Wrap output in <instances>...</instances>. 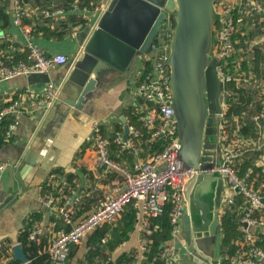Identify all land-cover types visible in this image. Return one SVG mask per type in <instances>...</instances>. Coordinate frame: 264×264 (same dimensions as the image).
<instances>
[{
	"label": "crops",
	"instance_id": "obj_1",
	"mask_svg": "<svg viewBox=\"0 0 264 264\" xmlns=\"http://www.w3.org/2000/svg\"><path fill=\"white\" fill-rule=\"evenodd\" d=\"M103 1L21 0L28 15L18 24L15 21L16 0H0V8L8 16L6 22H0V55L7 64L18 62L19 60L14 61L18 56H28L31 44L48 55L62 53L69 57L67 64L53 69L46 76L32 73L0 80V110L17 100L20 119L13 136L9 140L5 136V143L0 146V162H7L0 172V260H14L13 247L18 243L22 245L20 237L27 232L29 216L34 217L40 213L47 225L54 220L49 208L43 203L42 196L50 194L52 187L57 190L60 178H65L81 195V204L73 224L94 211L105 193L111 192L116 185H122V173L96 163V152L91 142L93 123L101 122L103 133L108 137L116 132L125 133L122 117L129 122V110L137 112L146 106L136 92L142 74L149 66L150 55L137 56L125 73L119 74L113 70L105 73L95 92L89 93L79 107L70 101L73 98L76 100L78 94L70 95L67 86V77L78 55L74 34L83 26L93 25L97 21L99 14L95 6ZM239 16L241 24L252 17L247 12H242ZM248 53L238 49L236 51L234 62L239 71L235 83L241 91L228 98L230 103L242 106L241 112L234 115L235 124L241 126L243 138L249 141L238 164H247L246 169L251 166L253 170L261 168L255 174L258 187L264 178V120L254 130H248V133H244L242 127L246 121L250 122L252 115L249 114L260 109L259 103L262 107L264 60L259 64L262 72L255 71V66L250 67L252 62L248 70L242 68L241 63L248 57ZM50 84L58 87L59 95L53 106L45 110L40 107V100ZM240 96H245L246 101L250 99V102L243 103ZM147 152L143 151L141 157L146 158ZM111 153L126 168H131L136 159L132 153L123 155L116 146L111 147ZM129 204L123 211L127 212L129 206L134 209L135 228L129 233V238L121 241L115 250H104L110 259L106 264H113L122 254L132 257L131 261L122 264H152L145 256L147 242H152L148 237L151 233V217L139 215L134 204ZM123 211L111 223L112 226L122 224ZM55 218L57 224L54 227L51 225L41 242L35 244L44 247V250L39 249L40 252L48 247L52 232L69 229L62 219ZM91 232L75 245L78 246V251L70 264H97L102 261V255L95 256L90 262L87 259V241ZM256 233L260 244L264 246V226L257 227ZM174 241L179 247L176 264H194L183 233ZM229 246L230 244L226 249ZM223 254L220 251V263L226 264ZM201 264L211 263L204 260Z\"/></svg>",
	"mask_w": 264,
	"mask_h": 264
},
{
	"label": "built area",
	"instance_id": "obj_2",
	"mask_svg": "<svg viewBox=\"0 0 264 264\" xmlns=\"http://www.w3.org/2000/svg\"><path fill=\"white\" fill-rule=\"evenodd\" d=\"M112 0H104L95 6L98 19L108 9ZM17 16L15 21L21 24L27 14L21 0H16ZM216 22L213 31V56L217 59L216 71L222 83L227 99L223 112L217 115L216 141L218 145V161L211 171L218 172L225 180L220 215L232 213L236 224L237 235L222 256L226 264H264V246L260 244L256 228L264 226V178L257 187L255 178L251 177L252 166L244 170L238 164L245 146L249 143L243 138L241 126L235 124L234 115H230L229 98L233 96L231 83L237 81L238 68L233 62L234 71L230 67V58L236 54L242 30L240 16L247 12L252 17H260L264 21V0H215ZM61 10V9H60ZM58 10V11H60ZM97 19V20H98ZM173 25L166 19L154 39L149 66L145 68L138 85L137 95L146 105L143 110H136L138 120L151 131L149 141L166 140L160 151H145L141 144V129L129 122V135L116 132L112 137L103 133L102 123H93L91 137L96 152V163L112 168L123 174L122 185H116L112 191L105 193L98 201L96 209L73 224L81 204V195L75 187L69 185L65 178H60L59 186L47 196L43 195V203L49 208L54 220L47 225L43 218L28 217L30 227L28 240L40 243L45 233L57 224L55 217L62 219L69 229L52 232L48 247L44 252L49 255L52 264H65L72 246L81 242L83 237L105 223H112L129 204L133 203L138 214L156 217L163 214L166 207L171 208L172 241L163 246L160 258L163 264H176L179 247L175 239L183 233L184 215L188 207L184 188L187 180L202 172V169L186 168L178 158L181 147L178 135V121L172 104L171 68L169 64L170 46L173 39ZM261 41L264 43V33ZM69 57L57 53L48 55L36 45L29 46L26 60L7 64L0 55V80H7L19 75L32 73L48 74L53 69L67 64ZM59 95L57 86L50 84L40 100V107L48 109L53 106ZM19 101L15 100L0 110V122L7 116H13L6 130L9 140L20 124L18 117ZM251 121L256 125L264 120V92L261 109L252 115ZM116 146L120 153L128 152L136 157L131 168L121 165L111 153ZM143 151L146 158L141 157ZM7 162H0V172ZM57 175H53L56 177ZM50 233V232H49ZM0 264H11L10 259L0 260Z\"/></svg>",
	"mask_w": 264,
	"mask_h": 264
},
{
	"label": "water",
	"instance_id": "obj_3",
	"mask_svg": "<svg viewBox=\"0 0 264 264\" xmlns=\"http://www.w3.org/2000/svg\"><path fill=\"white\" fill-rule=\"evenodd\" d=\"M214 1L112 0L93 25L87 24L75 32L78 55L67 77L70 95L78 94L76 100L70 101L79 107L89 93L95 92L105 73H125L137 56L148 54L162 23L172 19L169 64L181 144L178 158L186 168L202 169L187 180L184 188L188 207L183 237L194 264L204 260L221 264L220 208L225 180L211 169L218 161L214 119L223 112L227 99L213 56ZM122 120L127 138L129 124L124 116ZM13 250L14 260L34 264L20 243Z\"/></svg>",
	"mask_w": 264,
	"mask_h": 264
},
{
	"label": "trees",
	"instance_id": "obj_4",
	"mask_svg": "<svg viewBox=\"0 0 264 264\" xmlns=\"http://www.w3.org/2000/svg\"><path fill=\"white\" fill-rule=\"evenodd\" d=\"M8 20V16L5 13L3 8H0V22L4 21L6 22ZM236 37H242L237 35ZM261 51L256 52V57H254V64L255 67L254 69L259 68V61L261 58ZM26 55H21L16 58H14V61H20V60H25L27 57ZM235 55H233L230 58V67L231 70L234 71L233 67V62H234ZM245 69L248 70V65L244 64ZM231 87L234 90V92L238 93L241 90L236 87V83L232 82ZM234 97V96H233ZM241 100L243 103L248 104L250 102V99L247 100L245 96H240ZM241 102V103H242ZM248 102V103H247ZM8 105V104H7ZM241 107L238 104H235L234 102L230 103V111L229 114L233 115L235 113L241 112ZM258 108L261 109V106ZM258 109L257 111H259ZM256 111V112H257ZM256 112H251L249 115H253ZM127 116L129 117V123L131 125H135L137 128L141 129L142 131V136H141V144L144 148L145 151H160L164 148L166 144V140L164 138L159 139L158 141H149L151 139V131H148L142 123L138 120L139 114L133 110H129L127 112ZM13 121V116H7L0 122V146H2L5 143V134L6 130L8 128V125L10 122ZM257 127L256 123L251 121L250 122H245V124L242 127V130L244 133H248V130H254ZM129 154L128 152H124L123 155ZM132 155V154H131ZM117 159H119L117 157ZM248 165H242V168L246 170V167ZM261 168H256L255 170L252 171L251 177L254 179L255 174L259 173ZM264 177V173H262V178ZM257 184V183H255ZM132 205V204H129ZM128 206V205H127ZM171 208L168 206L164 210L163 214L156 216V217H151V233L148 235L149 238L152 239L151 243L147 242V250L145 252V256L148 257L147 259L152 262V264H163L160 255L162 252L161 245L168 244L172 241V224H171ZM40 213H37L34 215V218H39ZM222 221V241L220 245V251L221 254L226 251V247L230 244L232 239L237 235L236 231V224L234 223L232 213H228L221 218ZM135 223H136V216H135V211L134 209L129 206V210L127 212L123 211V217H122V224L118 226H112L111 223H105L100 226H98L95 230H93L88 238L87 241V247L89 248L88 251V256L87 259L88 261H92L93 258L97 255H102L103 259L101 262L97 264H106L108 262L107 254L104 251L105 249H108L109 251L115 250L119 243L121 241H125L129 238V233L135 228ZM28 229L30 227L28 223ZM28 229L27 232L20 237V241L23 246V250L27 257L32 260L34 264H52L51 260L49 258V255L42 251L40 252V248L35 245V243H32L28 240ZM43 247V246H42ZM44 250V247L41 248ZM78 251V246H72L70 250V254L68 256L67 261L65 264H70L72 262V259L75 257L76 252ZM132 257H128L125 254H122L120 257L116 259V261H113V264H122L128 261H131ZM11 264H23L21 260H12Z\"/></svg>",
	"mask_w": 264,
	"mask_h": 264
},
{
	"label": "rangeland",
	"instance_id": "obj_5",
	"mask_svg": "<svg viewBox=\"0 0 264 264\" xmlns=\"http://www.w3.org/2000/svg\"><path fill=\"white\" fill-rule=\"evenodd\" d=\"M260 17L262 16H253L249 19V21L245 22L244 24H241L242 30L245 32V35H241L242 37L240 38V42L237 46V49L240 52H249L248 54H246L248 55V57L241 63L242 68H245L244 62H246V64L248 65V69L251 62L252 66L250 65V67L253 68L255 66L253 60L254 57H256L257 51H261L262 53L260 61L264 60V43L261 41L262 34L264 33V21H262L263 19H261ZM168 22L172 24V19L169 18ZM255 71L260 72V66L258 69L255 68ZM258 105L260 106V103ZM214 122L215 125L218 123V117L214 119ZM216 163L217 161L215 162V164Z\"/></svg>",
	"mask_w": 264,
	"mask_h": 264
},
{
	"label": "flooded vegetation",
	"instance_id": "obj_6",
	"mask_svg": "<svg viewBox=\"0 0 264 264\" xmlns=\"http://www.w3.org/2000/svg\"><path fill=\"white\" fill-rule=\"evenodd\" d=\"M216 118V117H215ZM214 128H216L215 122H214ZM216 136V135H215Z\"/></svg>",
	"mask_w": 264,
	"mask_h": 264
}]
</instances>
